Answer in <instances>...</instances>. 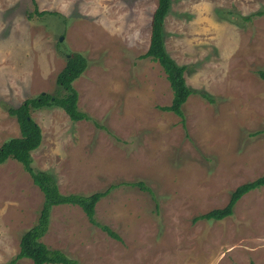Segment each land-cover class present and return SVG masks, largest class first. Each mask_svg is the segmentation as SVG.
<instances>
[{"label":"rangeland","instance_id":"rangeland-1","mask_svg":"<svg viewBox=\"0 0 264 264\" xmlns=\"http://www.w3.org/2000/svg\"><path fill=\"white\" fill-rule=\"evenodd\" d=\"M156 3L0 0V144L19 136L7 107L61 95L56 75L79 52L87 67L73 86L91 120L31 108L42 131L31 166L50 172L62 193L115 184L95 218L121 240L76 205L54 206L41 240L78 264H264V187L243 195L229 217L192 220L264 174V132L253 134L264 129V14L246 18L264 0H172L163 35L193 91L182 106L185 126L160 109L172 98L161 66L140 58ZM139 180L153 195L124 184ZM42 201L21 163L0 164V264L18 252Z\"/></svg>","mask_w":264,"mask_h":264},{"label":"trees","instance_id":"trees-1","mask_svg":"<svg viewBox=\"0 0 264 264\" xmlns=\"http://www.w3.org/2000/svg\"><path fill=\"white\" fill-rule=\"evenodd\" d=\"M172 0H157L150 20L149 44L140 58H149L157 62L166 75L172 91L171 102L161 106L164 111L173 112L180 117V122L185 126V117L182 110L183 104L193 92L187 85L184 72L186 65L178 64L167 52L163 25L171 9ZM37 12V10H36ZM43 13V12H39ZM254 14L262 15L264 10L246 16L250 19ZM87 59L79 52L67 55L66 63L56 75V84L63 89L61 95L41 92L33 97L26 98L17 107L8 106L7 112L16 118L19 127V136L10 137L0 144V164L11 158L22 164L30 174L33 183L42 192L43 201L34 224L24 230L20 236L19 250L7 264H14L18 259H30L33 264H78L63 251L48 247L41 239L46 234L50 225V213L54 206L76 205L81 208L87 220L92 225L100 228L115 240L121 237L108 225L98 222L95 218L96 204L105 197L116 185L112 184L105 190L95 191L90 194L62 193L55 177L46 170L34 169L31 166V152L38 148L42 141L40 126L30 115L31 108L58 107L61 108L72 121L91 120V117L78 107V92L73 86L76 80L86 69ZM259 77L264 80V70H258ZM201 95L208 100L211 97L205 93ZM261 131L254 132L257 134ZM133 187L153 195L152 190L143 181L125 182ZM264 187V174L248 182L238 185L230 194L228 202L223 207L213 208L207 212L193 217V222L198 220H222L234 212L237 201L248 192ZM252 264V263H251Z\"/></svg>","mask_w":264,"mask_h":264}]
</instances>
